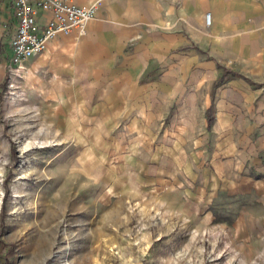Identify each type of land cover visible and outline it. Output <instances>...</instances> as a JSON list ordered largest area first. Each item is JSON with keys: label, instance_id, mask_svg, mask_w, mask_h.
I'll list each match as a JSON object with an SVG mask.
<instances>
[{"label": "rangeland", "instance_id": "rangeland-1", "mask_svg": "<svg viewBox=\"0 0 264 264\" xmlns=\"http://www.w3.org/2000/svg\"><path fill=\"white\" fill-rule=\"evenodd\" d=\"M153 27L58 37L15 76L0 42L5 264H264L258 129L220 118L205 30Z\"/></svg>", "mask_w": 264, "mask_h": 264}, {"label": "crops", "instance_id": "crops-1", "mask_svg": "<svg viewBox=\"0 0 264 264\" xmlns=\"http://www.w3.org/2000/svg\"><path fill=\"white\" fill-rule=\"evenodd\" d=\"M71 1L79 6L96 3L95 15L87 22L84 35L79 36L75 32L59 34L48 41L47 49L61 48L62 44L53 41L61 36L78 39L91 35L100 40L101 32L107 30L115 37L114 46L118 53L123 41H139L143 45L154 25L164 39L159 47L168 49L179 45L181 18L187 21L188 29L205 30L209 37L199 35L198 38L205 47L210 45L211 55L221 60L220 63L214 60L221 70L217 77L223 74L224 69L230 71L219 84L216 109L220 118L225 120V126H232V115L235 113L236 127L258 129V147L264 150V0ZM206 13H210L208 26ZM164 25L168 29H159ZM15 26L11 0H0V42L9 57V39ZM64 44L72 45V41L67 39ZM192 47L199 49L195 45ZM40 53L32 56L26 64ZM134 63L137 61L134 60Z\"/></svg>", "mask_w": 264, "mask_h": 264}, {"label": "built area", "instance_id": "built-area-1", "mask_svg": "<svg viewBox=\"0 0 264 264\" xmlns=\"http://www.w3.org/2000/svg\"><path fill=\"white\" fill-rule=\"evenodd\" d=\"M11 4L16 26L9 39V70L14 76L55 36L73 32L84 35L96 8V3L79 6L71 0H11ZM206 18L209 22L210 15Z\"/></svg>", "mask_w": 264, "mask_h": 264}, {"label": "trees", "instance_id": "trees-1", "mask_svg": "<svg viewBox=\"0 0 264 264\" xmlns=\"http://www.w3.org/2000/svg\"><path fill=\"white\" fill-rule=\"evenodd\" d=\"M230 71L224 69L223 71V74L217 78L216 82L214 83L215 86L219 85L220 83H222L225 78L227 77V75L229 74ZM212 110V107H210L208 109V115H209V122L211 121L212 117H211V114H210V111ZM0 264H5V260L3 258L0 257Z\"/></svg>", "mask_w": 264, "mask_h": 264}, {"label": "bare ground", "instance_id": "bare-ground-1", "mask_svg": "<svg viewBox=\"0 0 264 264\" xmlns=\"http://www.w3.org/2000/svg\"><path fill=\"white\" fill-rule=\"evenodd\" d=\"M205 22H206V23H208V20H207V18H206V17H205Z\"/></svg>", "mask_w": 264, "mask_h": 264}]
</instances>
